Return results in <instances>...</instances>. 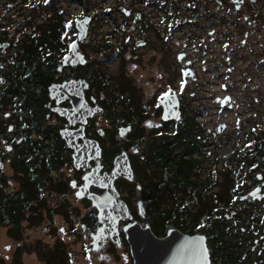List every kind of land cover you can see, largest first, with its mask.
Returning <instances> with one entry per match:
<instances>
[{"label":"flooded vegetation","instance_id":"obj_1","mask_svg":"<svg viewBox=\"0 0 264 264\" xmlns=\"http://www.w3.org/2000/svg\"><path fill=\"white\" fill-rule=\"evenodd\" d=\"M25 1L23 0V3ZM93 4V0H56L57 12L62 13L63 16H65L67 7L77 6L78 11L76 15L72 14L71 20L68 21L67 28L71 29V31L62 33L64 37L66 34L72 35V40L65 47V51L64 49L61 50L63 54L60 57H57L56 40L54 41L53 69L51 76L47 75V77H45L47 68L44 64L40 68L42 71L40 75L39 72L34 70L35 68L29 71L28 68L23 67L25 64L24 60L33 59L32 56H23L22 60L18 57V52L21 50V44L24 40L27 37L40 34L39 32L26 29L28 26L24 23L39 17L34 18L32 15L18 14L19 11L16 10L19 8L15 7L12 8V11L16 12L15 14H0V178L7 177L8 191H17L19 185L18 180L15 179L16 176L14 177L15 171L12 163L16 159L26 156L31 149L43 146L44 129L46 127L44 125H47L51 130V136L55 139L58 136L62 140L71 160V162H63L60 167V170L62 168L67 169L65 174H63L65 170L60 171L67 183V188L65 189L66 200L63 199L64 203L67 201V192H69L78 201H85L89 204L87 220L83 218L76 222L82 233V239L88 241L86 250L91 255H96L97 262L95 264H134L130 255L129 245L122 230L123 226L132 222L143 224L144 221L139 215L137 207L138 198L140 197L144 203L146 219L151 231L160 237L165 233L159 232L155 227L152 214H159L165 210L170 213H175L177 210L182 213L186 212L189 192L185 161L183 162L182 176L180 177L174 178L176 171H173L169 173L168 181L161 183L158 174L153 176V188L151 187L150 192L151 201L150 203L147 202L142 195V183L138 181L135 175L134 166L137 162H133L135 160L145 161L142 155H137L139 148L135 144L140 139H149L151 145L155 147L163 134L174 132L175 122L181 121L185 124L184 128L186 130L188 125L194 120L205 130L203 138L200 139L202 142L201 149L198 152L195 151L194 156L202 158L204 162H223L224 164L227 162L254 161L256 163L253 169L258 168L262 176L258 179V173L253 174L256 180L251 184V188L261 185L264 181V144H262L264 140H262L260 132L257 134L251 133L249 136V140L250 137L252 139L251 142L239 145L238 143H233L232 140L226 141L225 137L217 139L216 136L223 133L222 131L225 127L223 124L218 122L215 126H212L213 123L211 127L206 125L208 124L206 122L208 121V113L214 115L216 120H218L223 108L230 107L236 103V99L232 94L234 86L229 72H223L220 69L221 64H223L219 56H217L221 54L220 50L225 52L229 50L228 53H236L240 59H245L246 56L248 57L254 51L259 56V62H254L253 72L255 78L258 77L261 81L263 79L264 0H115L114 5H116L120 16L118 31L123 38H133V43H131L133 48L128 50L125 58L127 60L133 58L135 63H130L128 70L136 72L132 81L135 84L140 83L145 88L143 90L139 86H132L126 77L125 79L120 78L117 89L114 91L117 93L116 105H118L117 113L119 115V120H115L117 124L115 127V139L106 130L98 127V119L103 115H109V112H107L109 96L102 94L104 91H109V88H100L97 85L99 81L93 78L91 26L97 15L94 14ZM12 5L11 1L7 2V6ZM110 11L111 7H105L103 13L108 14ZM87 18L90 19L86 24V34L78 47V50L84 56V63H78L75 66L62 65V60L71 51L70 45L77 39V22ZM12 22H20V24L12 25ZM225 26H235V28L233 31L227 32L224 28ZM16 27L25 28L19 30V32L21 37L26 38L19 40L16 37ZM195 28L198 29L197 32H195ZM182 38L186 40L182 42ZM193 38H201L204 43V47L198 57L189 55V53H193L188 49L191 46L189 40ZM232 39L238 44L233 49L227 46ZM214 44L218 45L214 47ZM119 47L124 50L126 45L122 43ZM142 52H147L148 56L145 57ZM173 53H176L175 63L180 66L178 72L176 67H173ZM211 53L214 55L210 58L209 55ZM149 63H152L153 66L149 67ZM144 66L145 69L142 70ZM247 67L245 65L242 68L244 73L248 70ZM257 71H259L260 76L256 74ZM30 73H36V76L29 79ZM47 73L49 74L50 72ZM44 78L49 79L45 88L36 91V85H39ZM253 78L251 77L249 81ZM68 81H74L79 91H82L85 112L87 106L91 109L94 105H98L103 109L100 114L86 117L85 122L82 124L83 132L78 131L81 125L80 122H74L71 127L65 116L54 110L56 107L60 109L71 107L69 97H65L62 101L56 103V84ZM50 83L55 86L53 99L48 94ZM179 83L181 85H178ZM209 86L217 87L219 92L215 93L208 88ZM97 87L100 89V95L96 94ZM201 87H204V90H200ZM193 88L195 90H192ZM61 89H63L62 86L59 87V90ZM167 94H175L178 99L180 112L178 120L173 118L162 119V99ZM144 96L145 98L142 100ZM190 102L192 105H190ZM200 113L206 115V120L203 122L199 120ZM63 129L75 131L74 134L77 135L75 144L77 145L82 144L84 139L96 140L100 147L99 162L90 158L87 162H78V165L73 164L71 159L73 150L67 147L60 135V130ZM252 130L255 132L253 128ZM186 134L184 133V136ZM185 137L187 143L189 135ZM220 141L222 142L221 144ZM125 142H132V145L129 148H125ZM107 147H109V150ZM111 151H113L112 156L110 155ZM121 151L126 153L135 179L129 181L124 177H118L114 180V186L119 193L120 199L126 204L131 218L119 220L118 222L120 245L107 240L103 249L104 253L109 257L108 261H106L98 257L100 252L91 251L90 234L100 225L96 217L97 210L92 206L89 199L85 197L78 199L75 196L76 189L72 187L71 182L75 183V187L81 185L83 175L96 168H98L100 174L105 171L109 172L113 167L114 157ZM243 152H245V156L249 157L253 154L254 159H249V161L243 159ZM92 154L93 152L89 153L88 157H91ZM205 156L212 157V160L208 161ZM202 173L209 180H216V171L212 167L205 166V170ZM179 179L181 180L180 186H178ZM13 182L17 185L15 188ZM134 188L137 190L138 196L131 205L124 200L126 198L122 190L127 189L130 193ZM208 189L207 193L209 194L217 191H208ZM261 192L264 193V186L261 187ZM246 193L244 192L240 196ZM53 195L58 199L57 195L60 196V193L53 190ZM60 198L62 199L61 196ZM240 201L253 205L261 203L264 210V198L256 201L247 199ZM60 203L62 204L61 201L57 202L56 206ZM70 208L73 209L72 207ZM113 211L116 213L118 207H113ZM236 212L237 207L233 205L229 208L226 216L231 218L236 215ZM48 222L51 224L50 221ZM174 227L176 228V226ZM58 228L62 230L61 227ZM260 238L262 239V235H260ZM59 241L56 239V242L54 241L55 243L49 249L51 250ZM257 242L258 240L255 238L251 250L252 252L257 251V257H264V245L259 248ZM108 248L114 250L117 255L109 251ZM111 260L112 263H110ZM258 261L261 262L260 258ZM88 264H92V262L88 260Z\"/></svg>","mask_w":264,"mask_h":264},{"label":"trees","instance_id":"obj_2","mask_svg":"<svg viewBox=\"0 0 264 264\" xmlns=\"http://www.w3.org/2000/svg\"><path fill=\"white\" fill-rule=\"evenodd\" d=\"M12 0H7L10 2ZM105 2L106 0H101ZM45 11H49L48 16L41 22L34 24L32 21L24 24L30 25L28 28L32 31L39 32V35L27 37L21 44V50L18 52V57L22 60L23 56L33 57V59L24 60V68L31 71H42L40 68L44 64L47 68L45 77L51 76L53 69V48L56 40L57 57L63 53L61 50L66 47V40H63V32H66V24L62 13L57 12L56 0H50L48 5L35 7ZM22 14V12H18ZM24 28V27H16ZM15 28V29H16ZM113 31L107 32V43L105 47H109L113 36ZM110 44V45H109ZM119 47V45H112ZM108 56V54L104 55ZM94 64V80L99 81L98 86L102 85L109 88V91H104V94L109 96V101L116 102V91L118 82L121 76L115 77L113 85L106 83L110 75L102 70L101 64ZM36 76V73H30L29 79ZM49 77V76H48ZM49 79L36 85V91L44 89ZM115 88V89H114ZM112 104V106H114ZM44 129L45 137L43 146L31 149L26 156L16 159L12 163L14 168V177L18 180V189L16 192L8 191L7 177L0 178V228L5 227L6 232L10 237L17 241L21 240V234L26 227H35L39 225L45 218L51 222L47 225L52 233L56 234L57 240H61V232L55 224V215L61 213L65 220L71 221L75 211L67 206L66 203H60L56 206V196L53 195V190L60 193V196L66 200L65 189L67 183L60 174V167L63 162H70V156L66 152V146L62 140L53 138L51 130L47 127ZM185 124L181 121L175 122L174 132H166L161 136L159 143L154 147L149 139H140L135 145L139 148L137 155H142L145 161L135 160V175L138 181L142 183V193L147 195L146 200L151 201L149 186L144 179L152 178L158 174L160 182L168 181L169 173L176 171V177L182 176L183 162L187 166V178L189 184L188 192V208L185 212L177 210L175 213L162 211L159 214H152L155 221V227L165 230L168 226H176L184 232H191L195 226L202 225V230L210 240V254L213 264H264V257H257V251L251 250L249 247L245 254H240V249L246 246L247 242L254 243L255 238L258 240L257 246L260 248L264 245V217H250L240 213L241 217L233 216L228 218L226 213L233 205L240 207L242 210L238 212H246L242 208L238 198L244 192V187L247 184H252L256 179L251 173L253 170V162H229L224 164V168L220 171L222 179L218 183V192L213 194L207 193L209 185L216 184V180H209L207 177H202V171L205 170L206 163L200 157L194 156V152L201 149L202 142L200 141L205 134V130L200 127L194 120L188 125L185 130ZM186 131V132H185ZM189 135L186 143V135ZM36 146V144H35ZM113 151L110 152L112 156ZM243 159H254L245 156ZM253 165V166H252ZM264 166V163H263ZM243 167L250 168V172L243 170ZM252 167V168H251ZM264 173V169H263ZM142 174L144 177H142ZM55 176L56 178L54 179ZM179 179L178 186L181 185ZM248 207L253 206L251 203H244ZM197 207L196 213L192 211L193 207ZM44 212V213H43ZM235 218V219H233ZM72 222V221H71ZM83 222V221H82ZM72 232H75L72 228ZM77 235L81 233L80 228L76 229ZM262 235V239L260 238ZM20 245V243H19ZM38 243L28 244V249L33 247L37 249ZM249 253V254H248ZM247 257L255 255L260 258V261L250 262ZM40 257L43 258V264H68V257L65 244L59 241L51 250L46 249L40 252ZM19 258V257H18ZM0 264H5L0 258ZM14 264H21L19 259H16Z\"/></svg>","mask_w":264,"mask_h":264},{"label":"rangeland","instance_id":"obj_3","mask_svg":"<svg viewBox=\"0 0 264 264\" xmlns=\"http://www.w3.org/2000/svg\"><path fill=\"white\" fill-rule=\"evenodd\" d=\"M49 2L50 0H26L23 3V0H12L11 3L13 5L7 6V0H0V14H8V15L15 14L16 12L12 11V8L14 7L17 9L19 8L16 11H21L22 14L32 15L34 18L39 17L38 19H34L32 21L34 22V24H36V23L43 21L48 16L49 11L46 13L45 11H42L39 9L34 10V8L35 7L37 8L41 5L46 6L48 5ZM114 2L115 0H106V3L101 4L100 0H93L94 4L92 8H93L94 14H97V15L95 16V19L92 22V26H91V34H92L91 40H92V48H93L92 54H91L92 61L100 63L101 64L100 68L110 75V78L106 80L107 83L113 85L115 82L114 81L115 77L121 76L124 79L126 77L128 79L129 84H132V86L133 85L139 86L141 89L145 90L143 85H140V83L135 84V82L132 81L133 76L136 74V72L134 71L130 72L128 70L129 64L135 63V60L133 58H130L129 60L125 58V54L128 52V50L130 48L131 49L133 48L131 44L133 43V38L132 37H128V38L121 37V34L118 31L120 16H119V13L117 12L116 5H114ZM105 7H111V11L108 14L103 13V10ZM77 11H78L77 6L66 8L65 10L66 13L64 16L66 29H67L66 32L71 31V29L67 28L68 21L71 20L72 14L73 15L77 14ZM16 24L18 25L20 24V22L18 23L12 22V25H16ZM27 26L29 27L30 25L27 24ZM28 27H26V29H29ZM224 28L227 32H230L234 30L235 26L234 27L225 26ZM23 29L25 28L15 29L17 32L16 37H18L19 40L26 38V37H21V34L19 32V30H23ZM197 30L198 29L195 28V32H197ZM221 30H223V28H221ZM109 31L114 32L113 33L114 37L111 39L112 40L110 43L111 45L109 44L110 46L106 48L105 47V44L107 43L106 37H107V32ZM64 39L66 40L65 42H66V47H67L72 40V35L66 34L65 37L63 36V40ZM185 40H186L185 38H182V42H184ZM122 43L126 45V48H124V50H122L121 47L117 48L115 46H112L116 44L120 46ZM189 44L191 46L188 49L190 52H193V53H189V55H195L198 57L201 49L204 47L203 46L204 43L201 41V38L190 39ZM227 46L233 49L234 47L238 46V44H236V42L232 39ZM214 47H216V44H214ZM228 52L220 50L221 54H218L217 56H219V58L223 62V64H221L220 66V69H222L223 72L225 71L229 72L230 79L232 80L233 86H234L232 94L236 99V103L230 107L223 108L221 115L218 116L219 118L218 120H216L214 115H211L208 113L207 114L208 121H206L208 122V124L206 125L211 127L212 123H213L212 126H215L218 122L220 124H223L225 126L222 131L223 133H220V135L216 136L217 139L218 138L222 139L223 137H225L226 141L232 140L233 143L235 142V143H238L239 145L247 144L251 142L252 140L251 137L249 140V136L251 133L257 134L260 132V134L262 135L261 138L262 140H264V76L261 81L258 77L255 78V74L253 72V69H254L253 64L256 61L259 62V56L256 55L253 51L251 52V54L248 55V57L246 56L245 59H240V57H238L236 53H233V52L228 53ZM106 54H108V56H104ZM142 54H144L145 57L148 56L147 52H142ZM175 54L176 53H173V62H174L173 67H176L177 72H178V68L180 66L175 63V60H174ZM213 55L214 54L211 53L209 57L211 58ZM148 65L149 67L153 66L152 63H149ZM245 65L248 66L247 67L248 70L244 73L242 68L245 67ZM143 69H145V66L142 67V70ZM93 74H94V64H93ZM256 74L260 76L259 71H257ZM251 77L253 79L249 81ZM93 78H94V75H93ZM100 81L102 82V86H99L101 88L104 86V81L102 80ZM178 85H181V83H179ZM99 87L96 88L97 95L101 94ZM208 88L214 91L215 93L219 92L218 91L219 89L217 87L209 86ZM192 90H195V89L193 88ZM200 90H204V87H201ZM102 94L104 93L102 92ZM115 96H117V94H115ZM144 98L145 96L142 98V100ZM108 103L109 104H108L107 112H109V115L107 116L103 115L98 119V127L106 130V132L111 134L112 137L115 139L116 138L115 127L117 126L115 120L116 119L119 120L118 119L119 115L117 113L118 105H116L117 102H114V101L112 102L108 101ZM114 103L115 105L112 106V104ZM190 105H192L191 102H190ZM199 116H200L199 120L201 122L206 120L205 114L203 115L202 113H200ZM252 128L254 129L255 132H253ZM131 143L125 142L126 144L125 148H129L130 145H132ZM221 143L222 142L220 141V144ZM262 144H264V142ZM107 148L109 150V147ZM205 158L208 161L212 160V157L205 156ZM205 163L207 167L208 166L212 167V169L216 171V176H217L216 177L217 183L216 184L214 183V185H209L208 191L209 190L216 191L219 188L218 183L222 179V175L220 171L224 168V163L223 162H205ZM229 163L234 164V162H229ZM253 163L255 164L256 162L253 161ZM5 167L7 166L5 165ZM61 170L62 171L65 170L63 174L67 172V169L62 168ZM243 170L247 172L251 171L250 168L248 169V167H243ZM251 173L259 174L260 172L258 171V168H255ZM201 176L205 178V174L202 173ZM53 177L54 179L56 178L55 176ZM142 177H144L143 174H142ZM144 181L146 182L147 186H149V191L151 192V187L153 188L152 184L154 182L153 176L151 179L150 178L144 179ZM13 184L15 185L14 186L15 188L17 185L15 184V182H13ZM249 189H252L251 184H247L243 190L246 193ZM122 192L125 194L126 199L124 200L126 202H129L132 205L136 201L138 193L135 188L132 189V192L130 193L128 192L127 189H123ZM142 195L144 198L147 197V195H145L144 193ZM57 196H58V199L56 200V205H57V202L58 203L60 201L62 203L65 202L63 201V198L61 199L59 195ZM66 205L72 207L75 211V214L73 215L74 217L71 218L72 222L70 221V219L68 221L65 220L64 216L61 213H58L55 215L54 224L57 227H61L63 230L60 234L61 236L60 241L65 244L67 257H68V264H88V260L91 261L92 264H95L97 262L96 255H91L86 250L88 241L82 239V233L77 235V232H76V229L77 228L79 229V227H77L76 222L79 219H83V218L87 220L89 216L88 215L89 214V206H88L89 204L85 201H78L71 193L67 192ZM240 206L242 208H245L246 212L245 211L238 212V214L235 216L241 217L240 213L244 214L245 216H248L247 212H249L251 215L250 217H253V216L264 217V210L262 209L261 203L258 205L255 204L250 207L242 203ZM237 208H238V211L242 210L240 207H237ZM196 209L197 207L194 206L192 208V211L196 213ZM47 225H50V223L47 220H44L35 227H26L23 233L21 234L20 241H17L15 238L10 237L7 234L5 227L0 228V258L4 261L5 264H14L16 259H19L21 264H43V258L40 257V252L46 249H49L56 242V239H57L56 234L52 233V231L48 229ZM72 228L75 232L71 231ZM158 231L163 232L162 228L160 229V227H158ZM196 232L205 234V231L202 230V225L195 226L194 229L189 233L192 234ZM34 243L39 244V246H37L38 248L35 249L33 247L32 249L30 248L28 249L27 247L28 244L34 245ZM252 244L253 243L251 242L250 243L247 242L246 246L240 249L239 251L240 254L241 255L245 254L246 250L249 247H251ZM207 245L208 246L210 245V240H208V238H207ZM82 248L84 249V251ZM108 250L114 253L115 255H117L114 252V250H111L110 248H108ZM246 258L250 262L259 260L258 258H256L255 255H251V257L246 256ZM110 263H112V260ZM101 264H104V263H101Z\"/></svg>","mask_w":264,"mask_h":264},{"label":"water","instance_id":"obj_4","mask_svg":"<svg viewBox=\"0 0 264 264\" xmlns=\"http://www.w3.org/2000/svg\"><path fill=\"white\" fill-rule=\"evenodd\" d=\"M89 19L77 22V39L70 45L71 51L62 60V65L75 66L78 63H84V56L78 50V47L85 37L86 24ZM60 86L63 89L59 90ZM48 94L51 99L54 98L55 86L53 83L48 86ZM65 97L70 98L71 107L68 109L56 107L54 110L65 116L71 127L74 122H80L81 125L78 131L83 132L82 124L85 122L86 117L103 112V109L98 105H94L91 109L87 106L85 112L82 91H79L74 81L56 84V103H59ZM162 104L163 120L171 118L178 120L180 118L178 99L175 94L165 95L162 99ZM74 132L70 129L60 130L61 138L65 141L67 147L73 150L71 154L73 164L78 165V162H87L90 158L99 162L100 147L98 142L84 139L82 144L77 145L75 144L77 135ZM91 152H93L92 156L88 157ZM257 176L259 179L262 175L258 174ZM118 177H124L129 181L135 179L129 159L124 151L114 157L113 167L109 172L105 171L100 174L98 168H96L83 175L81 185L75 187V183L71 182L72 187L76 189L75 196L78 199L82 197L89 199L92 206L97 210L96 217L100 225L90 234L91 250L100 252L98 257L106 261H108L109 257L103 252V249L107 240L120 245L118 222L119 220L131 218L126 204L120 199L119 193L114 186V180ZM263 185L264 181L261 185L248 192L247 196L250 200L264 198V193L261 192ZM77 192L80 195H77ZM113 207H118L116 213H114ZM137 207L139 215L144 221L143 224L132 222L123 226L122 230L129 245L130 255L134 264H212L206 236L203 233L188 234L180 229L170 227L166 230L164 236H156L149 227L144 203L140 197L137 200ZM196 237H203V240L198 241L195 239ZM201 245L203 249H206V255L203 258L197 252Z\"/></svg>","mask_w":264,"mask_h":264},{"label":"snow or ice","instance_id":"obj_5","mask_svg":"<svg viewBox=\"0 0 264 264\" xmlns=\"http://www.w3.org/2000/svg\"><path fill=\"white\" fill-rule=\"evenodd\" d=\"M77 195H80L79 192H77ZM198 241H202L203 237H196L195 238ZM198 254L201 256V258H203L206 255V249L202 248V245L200 246V248L197 250Z\"/></svg>","mask_w":264,"mask_h":264}]
</instances>
